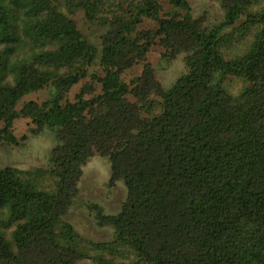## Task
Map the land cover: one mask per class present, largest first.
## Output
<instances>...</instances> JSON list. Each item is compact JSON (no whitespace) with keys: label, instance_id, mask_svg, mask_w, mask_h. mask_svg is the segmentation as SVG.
Here are the masks:
<instances>
[{"label":"trees","instance_id":"trees-1","mask_svg":"<svg viewBox=\"0 0 264 264\" xmlns=\"http://www.w3.org/2000/svg\"><path fill=\"white\" fill-rule=\"evenodd\" d=\"M168 2L177 9L169 17H161V0H140L131 15L115 16L117 28L99 47L63 6L94 21L102 0H0V143L15 141L19 118L32 120L34 134L49 129L57 140L51 190L24 171L0 168V264H76L87 256L64 215L81 166L96 153L128 196L117 213L99 215L114 229L104 248L125 252L127 261L99 253L95 264H264V0H221L224 21L213 27L192 16L188 0ZM143 17L157 28L133 34ZM229 26L254 30L233 57L221 49L232 38ZM27 42L41 45L39 52L19 57ZM155 43L166 57L184 52L186 73L167 89L150 65L129 84L121 80ZM97 58L102 92L65 100ZM233 78L243 83L235 93L227 85ZM45 87L49 98L18 108Z\"/></svg>","mask_w":264,"mask_h":264},{"label":"rangeland","instance_id":"rangeland-1","mask_svg":"<svg viewBox=\"0 0 264 264\" xmlns=\"http://www.w3.org/2000/svg\"><path fill=\"white\" fill-rule=\"evenodd\" d=\"M139 1L102 0L103 7L94 21L87 19L84 10H75L70 13L67 7L63 6V9L71 15L77 27L88 39L100 47L102 36L109 35L111 31L117 28L114 21L115 16L127 17V15H131ZM161 2L163 4L160 11L162 18L169 17L177 11L168 0H161ZM188 2L191 6L192 16L201 20L202 25L213 27L224 21L225 10L221 0H188ZM102 9L104 10L102 11ZM242 21H244V17H241L236 25ZM157 26L156 20L143 17L136 24V31L133 34L139 31H154ZM225 31L232 35V38L221 47L226 57L242 54L253 39L254 30L241 32L237 31L235 27L229 26ZM19 33L23 37L21 30ZM138 41L140 45L145 44V39L141 36H138ZM40 46L28 42L24 43L22 49L18 51V56L25 57L34 52H39ZM53 48L50 45L45 46V49ZM165 53L166 48L158 43L146 47L141 60L134 63L132 67L125 69L121 74V80L129 84L135 77L143 74L146 65H150L153 68L154 77L162 87L164 89L171 87L187 71L186 54L180 52L174 57H166ZM96 60L94 65L87 68L88 75L66 92L65 100L75 101L77 95L82 91H85L86 98H91L102 92V84L99 79L105 74V71L104 67L99 64V59ZM227 85L235 93L243 86V83L233 78L227 82ZM50 95L51 88L48 87L30 93L21 100L18 108L22 106L23 101L37 100L40 102L49 98ZM158 98V96H154V99ZM134 100L132 101L135 102ZM158 110L159 107H156L154 112ZM2 126L1 123L0 127ZM35 127L30 118H19L14 121L11 131L15 136V141L0 143V168L11 166L24 171V176L32 177L40 188L51 190L55 185L56 178L48 170L51 151L57 144V140L54 131L49 129L43 130L40 134H34L32 129ZM76 188L77 193L74 200L64 215V219L71 223L82 237L81 245L86 247L88 252L87 256L77 260L76 264H95L94 257L99 253L107 257L117 256L116 259L127 261L125 252L120 255H113L111 248H104V246L109 247L108 244L113 241L114 229L112 226L100 224L99 215L117 213L128 196V189L123 181L111 183V166L108 159L98 153L91 156L81 166V176ZM2 216H6V214ZM2 216L0 214V228L2 227ZM14 228V224H10L6 228L5 233L8 239L12 238L11 232Z\"/></svg>","mask_w":264,"mask_h":264}]
</instances>
